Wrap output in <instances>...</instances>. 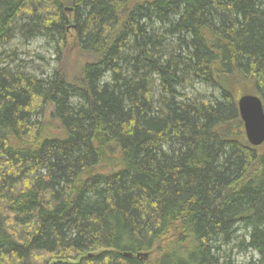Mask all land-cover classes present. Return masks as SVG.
<instances>
[{"label": "trees", "instance_id": "obj_1", "mask_svg": "<svg viewBox=\"0 0 264 264\" xmlns=\"http://www.w3.org/2000/svg\"><path fill=\"white\" fill-rule=\"evenodd\" d=\"M17 35L58 62L0 59V264H264V0H0Z\"/></svg>", "mask_w": 264, "mask_h": 264}, {"label": "rangeland", "instance_id": "obj_2", "mask_svg": "<svg viewBox=\"0 0 264 264\" xmlns=\"http://www.w3.org/2000/svg\"><path fill=\"white\" fill-rule=\"evenodd\" d=\"M5 52L0 56V59L10 56L14 59L12 66H17L19 69L26 70L28 73L38 78H44L51 73V70L57 65V56L54 53V44L41 37H35L31 40H25L23 37L15 36L8 44L2 49ZM78 58L71 53L65 56L64 70L72 75L77 68ZM243 90L236 88L235 95L237 98ZM185 92H189L191 95L200 99H210L211 94H216V91L210 87L200 83H195L192 88H186ZM157 85L155 86V93L158 94ZM47 119V117H45ZM234 264H244L251 258L256 259L257 254L253 251L233 249L231 253Z\"/></svg>", "mask_w": 264, "mask_h": 264}, {"label": "water", "instance_id": "obj_3", "mask_svg": "<svg viewBox=\"0 0 264 264\" xmlns=\"http://www.w3.org/2000/svg\"><path fill=\"white\" fill-rule=\"evenodd\" d=\"M237 109L248 143L254 147L264 143V111L262 100L254 94H243L237 99ZM139 256H146V254Z\"/></svg>", "mask_w": 264, "mask_h": 264}]
</instances>
